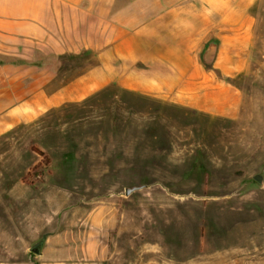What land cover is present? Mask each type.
<instances>
[{"label":"rangeland","instance_id":"374dc122","mask_svg":"<svg viewBox=\"0 0 264 264\" xmlns=\"http://www.w3.org/2000/svg\"><path fill=\"white\" fill-rule=\"evenodd\" d=\"M261 59L232 121L98 92L0 136V264H264Z\"/></svg>","mask_w":264,"mask_h":264},{"label":"crops","instance_id":"0c3cea01","mask_svg":"<svg viewBox=\"0 0 264 264\" xmlns=\"http://www.w3.org/2000/svg\"><path fill=\"white\" fill-rule=\"evenodd\" d=\"M261 11L264 0H0V136L98 92L235 120L236 80L264 56Z\"/></svg>","mask_w":264,"mask_h":264},{"label":"trees","instance_id":"16d2710c","mask_svg":"<svg viewBox=\"0 0 264 264\" xmlns=\"http://www.w3.org/2000/svg\"><path fill=\"white\" fill-rule=\"evenodd\" d=\"M31 151L36 154L39 157V161L34 165L33 169L30 170L26 176L22 179V183H26L27 178L32 177L31 173H33V177H35L33 180H30L29 185L34 186L37 185L38 183H44V180H38L39 175H43L44 172L43 170L47 169L50 164H51V159L50 157L38 146H32ZM41 168V172L35 174L34 171L35 169Z\"/></svg>","mask_w":264,"mask_h":264},{"label":"water","instance_id":"95a60500","mask_svg":"<svg viewBox=\"0 0 264 264\" xmlns=\"http://www.w3.org/2000/svg\"><path fill=\"white\" fill-rule=\"evenodd\" d=\"M255 180L259 184H263L264 183V176L263 175H257V176H255ZM132 192H133L132 190H127L126 194L130 195ZM47 237H48L47 235H44L41 240H39L38 242L33 244V246L30 248V252L36 256L42 255L43 248H44Z\"/></svg>","mask_w":264,"mask_h":264}]
</instances>
